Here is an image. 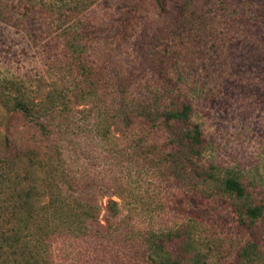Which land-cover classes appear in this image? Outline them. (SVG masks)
Listing matches in <instances>:
<instances>
[{"label":"rangeland","instance_id":"obj_1","mask_svg":"<svg viewBox=\"0 0 264 264\" xmlns=\"http://www.w3.org/2000/svg\"><path fill=\"white\" fill-rule=\"evenodd\" d=\"M204 1L212 0H195L192 9L205 14L202 24L183 16L188 10L181 0H0V87L6 79L28 85L42 75L50 60H61L70 51L67 40L78 30L92 69L138 71V56L176 55L180 64H190L187 86L204 89L192 104L193 121L206 145L191 161L216 166L215 177L203 180L191 174L195 166L184 164L185 151L176 152L164 130L146 136L118 130L110 142L90 133L93 141H82L87 149L93 143L91 150L83 149L88 164L79 168L97 182L90 185L89 196L99 209L80 218L83 226L67 225L50 239L51 264H163L166 258L178 264H264V65L237 68L245 72L247 87L221 82L217 61L212 63L216 46L228 44L238 61L239 54L257 53L250 47L256 41L245 40L255 35L229 21L239 0ZM96 104L91 97L87 107ZM92 109L88 114L95 122ZM5 112L0 103V150L15 143L34 148L38 136L30 122L25 128L20 117L6 119ZM109 146L120 151V160L106 157L103 151ZM129 147L137 152L133 167L123 155ZM0 168L5 170V164ZM127 175L133 176L130 191L125 189L122 200L110 197L114 181L124 185ZM228 176L244 186L247 196L224 191L222 179ZM110 199L118 204L109 206ZM249 205L262 208L254 223L245 215ZM152 241L161 247L151 246Z\"/></svg>","mask_w":264,"mask_h":264},{"label":"trees","instance_id":"obj_2","mask_svg":"<svg viewBox=\"0 0 264 264\" xmlns=\"http://www.w3.org/2000/svg\"><path fill=\"white\" fill-rule=\"evenodd\" d=\"M181 2L185 11L188 10L187 15L182 14L187 20L193 17L204 24L205 14L199 9L192 10L196 9L195 0ZM208 2L204 1L215 5V0ZM159 7L165 10L161 2ZM232 11L229 17L232 27L252 30L254 38L245 40L256 41L250 47L257 53L239 54L236 61V56L227 51L228 44L221 43L216 46V51L219 50L214 51L217 60L212 63L217 61L221 82L227 79L247 87L249 80L245 72L237 68L244 65L246 70L254 64L264 65V4L259 0H243L242 3L239 0ZM81 35L75 31L66 43L70 51L61 60H50L47 70L27 82L28 85L25 81L6 79L4 86L0 87V103L6 111V119L18 116L25 128L30 122L38 136L32 149H22L15 143L13 148L0 150V164L6 166L5 170L0 168V219L5 225L0 227V264H51L50 239L67 230V225L83 226L80 218H88L99 209L89 196L90 185L97 182L82 174L79 168L88 164V155L83 150L87 149L86 143L82 141H93L90 133L110 142L118 130L142 131L145 136L152 130H164L176 152L185 151L184 164L195 166L191 174L195 173L203 180L213 179L218 170L212 164L204 167L192 162L193 157H200L206 143L200 125L193 121L192 104L194 99L201 98L204 89L193 81L194 86L185 83V80L189 81V63L180 64V57L176 55L158 54L150 59L138 56V71L114 69L106 73L97 67L90 68ZM241 58H244L243 62ZM50 72L55 73L53 80L48 78ZM169 72L175 75V79L169 76ZM228 75L232 76L229 78ZM189 92L193 93V99ZM91 97L97 99L93 109L87 107ZM90 109L95 112V122L90 120ZM88 144L87 150H91L93 143ZM103 152L114 162L121 156L120 151L112 146ZM136 153L134 147L123 150V155L132 160L131 167ZM73 166L80 170L79 173L73 170ZM87 171L88 168L84 170ZM132 177L127 175L124 185L115 180L110 197L123 198L125 189L130 191L129 178ZM222 185L225 192L237 198L247 196L244 186L232 176L222 179ZM117 204V201L109 200V206ZM245 213L250 223H254L261 217L262 208L249 205ZM65 218L73 220L67 223ZM153 245L161 247L156 241H152ZM33 250L36 257L31 255ZM170 260L166 258L163 264H178L176 260Z\"/></svg>","mask_w":264,"mask_h":264}]
</instances>
